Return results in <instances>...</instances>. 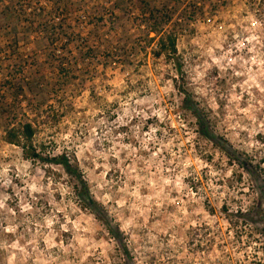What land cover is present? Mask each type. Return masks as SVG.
<instances>
[{
  "label": "rangeland",
  "instance_id": "rangeland-1",
  "mask_svg": "<svg viewBox=\"0 0 264 264\" xmlns=\"http://www.w3.org/2000/svg\"><path fill=\"white\" fill-rule=\"evenodd\" d=\"M5 1L0 264H264V0H153L171 60L138 0H22L1 22ZM45 18L87 47H47ZM29 122L43 161L7 142Z\"/></svg>",
  "mask_w": 264,
  "mask_h": 264
},
{
  "label": "trees",
  "instance_id": "trees-1",
  "mask_svg": "<svg viewBox=\"0 0 264 264\" xmlns=\"http://www.w3.org/2000/svg\"><path fill=\"white\" fill-rule=\"evenodd\" d=\"M3 1H5V0H2V3H4ZM138 1L143 6L140 10L142 17H145V18L149 17L148 18V21H149L148 25H150V26L152 25L150 28V33L147 35V37H148L151 44L157 42L159 51L156 55L158 57L165 56L168 60H171L172 58H176L178 53H179V49H178V41L179 40H178V34H177L176 30H171L167 33L162 32L161 26H162V23L164 24L165 22H163L162 21L163 18L160 17V16H162V13L157 8H155L153 6V4H154L153 0H138ZM210 1H213V0H210ZM5 3H6V1H5ZM21 3H22V0H7V5L5 4L3 6L4 9L2 11L1 22H10L14 18V16H17L18 15V8L22 6ZM30 4H31V2H29L28 5H30ZM59 15L61 16V14H59ZM60 20H61L60 23L56 24L55 28L50 27V25L47 22V18H45L42 21L41 28H42L43 32L41 34L44 35V37H45L44 39L47 42V45H48L47 47L51 48L52 46H54L56 44V41H59V39H62L61 38L62 36H66V37H69L68 41H70L72 43L77 42V41L78 42L82 41L83 45L86 48L87 47V41L85 39L81 38V36H79V35H75V34L70 35L69 34V36H68V32L66 31L67 27L65 25L67 20L66 21L62 20V19H60ZM100 20L103 23V19H100ZM50 29H52L53 32H50L51 31ZM152 34L154 35V37H152ZM102 41L106 42L105 40H102ZM98 43L99 42H97V44ZM88 48H89V45H88ZM92 52L93 53L96 52L95 49ZM48 57L50 60L53 59V60L57 61V63H58L57 68L60 72V76L63 77V75H65V73H66L65 68L67 66V64L64 62V59L61 58L60 56H58V52H55L52 54L49 53ZM176 67H177V70L179 71L178 68H180V66H178V64H176ZM0 68H1V65H0ZM22 69H23V67L20 64L19 70H14V71H19V73H22V71H23ZM14 78H15L14 75H12L9 78V80H7L8 82H6L11 87L13 85V80L11 82V79H14ZM19 89H20L19 96L24 95L23 86H19ZM35 136H36V129L34 127V124H32L30 122L29 123H21V124L19 123L18 129L14 128L7 133V142L10 145L20 147L23 150L24 155L27 159L43 161L41 154L38 152L37 149L34 148ZM47 161H50L53 164H56L58 166L63 167L69 176L79 180L80 187H79L78 191H79L80 197L84 201L83 206L86 209L92 210V212L100 220H103L106 223L104 216H102L100 214V211L97 210L99 204L92 197L88 183L86 182L85 178L83 177L82 173L80 172V169L78 168L77 165L74 164V162L72 161L70 156H68L67 154H63L61 156L51 158L50 160H47ZM107 225H108L111 233L114 235L115 232H114L112 225L111 224H107Z\"/></svg>",
  "mask_w": 264,
  "mask_h": 264
}]
</instances>
